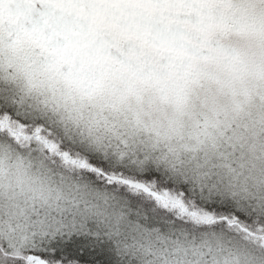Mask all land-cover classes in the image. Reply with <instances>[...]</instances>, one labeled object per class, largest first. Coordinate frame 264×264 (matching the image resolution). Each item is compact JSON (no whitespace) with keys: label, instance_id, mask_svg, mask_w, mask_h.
<instances>
[{"label":"snow or ice","instance_id":"snow-or-ice-1","mask_svg":"<svg viewBox=\"0 0 264 264\" xmlns=\"http://www.w3.org/2000/svg\"><path fill=\"white\" fill-rule=\"evenodd\" d=\"M0 264H264V0H0Z\"/></svg>","mask_w":264,"mask_h":264}]
</instances>
